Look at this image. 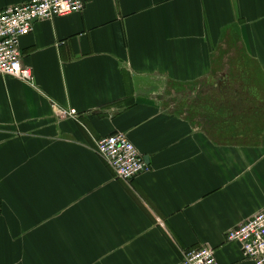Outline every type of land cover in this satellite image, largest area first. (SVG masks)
<instances>
[{
    "label": "crops",
    "instance_id": "0c3cea01",
    "mask_svg": "<svg viewBox=\"0 0 264 264\" xmlns=\"http://www.w3.org/2000/svg\"><path fill=\"white\" fill-rule=\"evenodd\" d=\"M85 5L21 39L33 82L0 74V264H178L203 246L256 264L225 236L264 210V0ZM116 132L150 167L129 183L94 149Z\"/></svg>",
    "mask_w": 264,
    "mask_h": 264
},
{
    "label": "built area",
    "instance_id": "2783aa9c",
    "mask_svg": "<svg viewBox=\"0 0 264 264\" xmlns=\"http://www.w3.org/2000/svg\"><path fill=\"white\" fill-rule=\"evenodd\" d=\"M87 0H31L0 9V74L33 82L32 70L22 63L21 39L33 31L34 22L80 13ZM61 115L75 117L74 109L59 110ZM136 145L125 133L116 132L96 141L95 151L113 169L117 178L130 182L149 166ZM228 242L240 245L243 256L264 264V210L231 229ZM216 250L203 246L187 250L178 264H219Z\"/></svg>",
    "mask_w": 264,
    "mask_h": 264
},
{
    "label": "rangeland",
    "instance_id": "374dc122",
    "mask_svg": "<svg viewBox=\"0 0 264 264\" xmlns=\"http://www.w3.org/2000/svg\"><path fill=\"white\" fill-rule=\"evenodd\" d=\"M232 86H233V88H234V87H235V83H233ZM201 100H202V99H201ZM185 101H186L185 103L188 104V103H187V102H188V99H187V98L185 99ZM261 121H262V120H261Z\"/></svg>",
    "mask_w": 264,
    "mask_h": 264
}]
</instances>
